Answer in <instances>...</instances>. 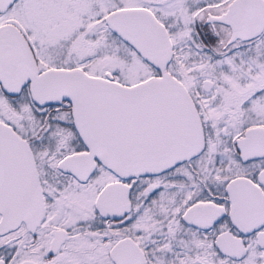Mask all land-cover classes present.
Wrapping results in <instances>:
<instances>
[{
  "label": "snow or ice",
  "instance_id": "6c2138e0",
  "mask_svg": "<svg viewBox=\"0 0 264 264\" xmlns=\"http://www.w3.org/2000/svg\"><path fill=\"white\" fill-rule=\"evenodd\" d=\"M0 264H264V0H0Z\"/></svg>",
  "mask_w": 264,
  "mask_h": 264
}]
</instances>
